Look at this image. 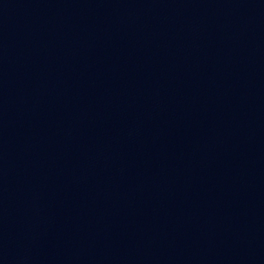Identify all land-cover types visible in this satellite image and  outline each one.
I'll list each match as a JSON object with an SVG mask.
<instances>
[{
	"label": "water",
	"instance_id": "obj_1",
	"mask_svg": "<svg viewBox=\"0 0 264 264\" xmlns=\"http://www.w3.org/2000/svg\"><path fill=\"white\" fill-rule=\"evenodd\" d=\"M264 98V0H0V245Z\"/></svg>",
	"mask_w": 264,
	"mask_h": 264
}]
</instances>
